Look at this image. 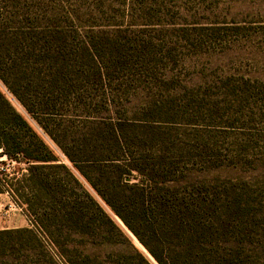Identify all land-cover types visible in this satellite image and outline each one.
<instances>
[{"label": "rangeland", "instance_id": "374dc122", "mask_svg": "<svg viewBox=\"0 0 264 264\" xmlns=\"http://www.w3.org/2000/svg\"><path fill=\"white\" fill-rule=\"evenodd\" d=\"M0 74L59 158L31 173L0 155V264H157L56 145L116 153L99 118L132 137L144 175L121 180L148 186L150 219L113 194L116 168L90 174L149 247L150 225L181 234L162 237L172 264H264V0H0Z\"/></svg>", "mask_w": 264, "mask_h": 264}, {"label": "trees", "instance_id": "16d2710c", "mask_svg": "<svg viewBox=\"0 0 264 264\" xmlns=\"http://www.w3.org/2000/svg\"><path fill=\"white\" fill-rule=\"evenodd\" d=\"M91 45V44H89ZM88 44L84 48L90 52V61L96 63V55L91 51ZM92 46V45H91ZM93 47V46H92ZM94 48V47H93ZM0 80L3 81L6 85L4 76L0 74ZM9 89L14 94L17 99L21 98L16 94L14 88L9 86ZM27 112H33L32 108L25 106ZM124 122L115 121L111 122L106 118H99L98 120H92L93 132L91 134V139L93 141L102 139L103 142L100 143L101 146H105L106 141H109L111 146H114L117 150L116 153H111L110 150H101V149H91L89 152H79V148L68 150L64 145L56 142V145L59 147L63 155L69 161L72 169L77 175L81 176L91 191L95 196L111 211V213L121 221L123 227L131 232L139 243L145 248L147 253L153 257L157 264H167L168 261H171L169 258L170 253H173V260L178 256L179 251L169 248L162 240V237L165 234H173L174 237H181V234L178 233V230H154L150 225V238L156 240L160 243V249H152L148 246L146 240L142 237L139 231L135 226L130 222V213L124 212V209L120 204L114 202L110 197V192L108 188L99 186V181L95 176L90 174L91 169H99L101 164H108L116 168V190L119 192L113 194H120L123 197V202L125 204H130V196L134 195L139 199L140 205L136 208V215L144 220H149L152 215V209L149 207L142 206L144 198L148 195L145 188L148 186L133 184L127 185L121 179L124 175H129L132 171L144 175L138 169V166L134 164V161L130 154L132 151L130 148H133L134 142H130L132 139L129 135H124L122 133V128L125 126ZM44 129V128H43ZM46 134V130H44ZM104 134V135H103ZM91 143H89L90 145ZM99 143L93 144V146L100 147ZM0 155H4L7 159H19L21 158L24 162L29 164L30 172L35 169L48 164L55 163L59 161L58 156L53 152V150L45 143L41 135L35 131L28 122L16 112L4 99L2 93L0 92ZM118 170V171H117ZM93 172V171H92ZM97 172V171H96ZM122 182V183H121ZM114 189V188H113ZM129 191L130 194L126 195L125 192ZM2 192L0 188V193ZM91 198V197H90ZM93 200V199H92ZM96 203V206L102 212L106 219L109 220V217L102 210V208ZM110 221V220H109ZM15 233H28L33 235L29 229H17L13 230ZM170 263V262H169ZM172 264V261H171Z\"/></svg>", "mask_w": 264, "mask_h": 264}, {"label": "crops", "instance_id": "0c3cea01", "mask_svg": "<svg viewBox=\"0 0 264 264\" xmlns=\"http://www.w3.org/2000/svg\"><path fill=\"white\" fill-rule=\"evenodd\" d=\"M1 195V194H0ZM12 209V208H11ZM14 216V215H13ZM14 225H19V227H23L24 226V224L26 223V221L23 219V218H21L20 216H16L15 217V220H14Z\"/></svg>", "mask_w": 264, "mask_h": 264}]
</instances>
